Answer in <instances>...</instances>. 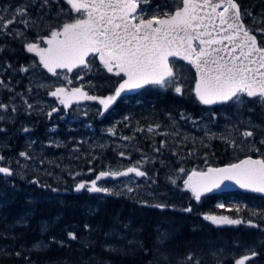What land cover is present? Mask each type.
Instances as JSON below:
<instances>
[{
    "label": "trees",
    "instance_id": "1",
    "mask_svg": "<svg viewBox=\"0 0 264 264\" xmlns=\"http://www.w3.org/2000/svg\"><path fill=\"white\" fill-rule=\"evenodd\" d=\"M235 2L241 10L242 21L247 29H264V0ZM48 3L49 10L44 7L42 12L33 16L34 28L40 35L37 39L49 35L51 29L58 28L66 19L61 9H67L68 6L63 1L48 0ZM26 37L28 39L22 40L21 43L15 40L5 41L8 37L0 39L2 68L9 65L20 70L21 67H29L36 62L24 47L30 38L36 39L35 31L29 29ZM94 67H98L96 59ZM12 72L10 75L7 72L0 74V81L3 82L0 84V104L7 106L6 111L0 109V156L3 157L0 165L13 171L9 177L0 175V264H164L166 261H173L177 255L184 258V264H208L226 257L228 250L233 246L230 241H235L240 246H247L256 241L254 228H250L249 232L232 231L230 228L219 229L197 215H221L224 212L213 205L210 197L196 204L190 193L186 192L182 195L183 200L178 201L173 192L164 188L156 204L164 207H153L149 205L150 199L146 197L144 201L147 203L142 204L136 203V198L132 201V197H100L88 191L74 194L75 185L64 192L71 182L68 176L63 174L65 172L58 168L59 166H50V162L46 161L48 166H45L47 172L44 173L33 165L38 163L37 158H33L30 164L19 159L28 167L26 172L21 174L12 161L28 149V144L23 142L22 130L28 126L32 138L45 141L43 128L49 124L46 123L47 114H43L40 109L26 108V104L34 97L30 94L26 100L23 99V95L34 89L25 82V77L30 78V73H23V81L15 83L11 78L16 76V72ZM96 74L97 72L87 77L97 86L92 92L98 95L109 94L115 85L104 82L103 79L106 78ZM42 77L47 80L44 73ZM4 83L9 89L3 88ZM103 83L106 84L102 86ZM180 84L182 94L179 95L173 88L153 87L144 90L141 103L136 107H129V110H123L121 114L128 113L130 123L139 127L165 125V116H174L179 112L199 117L206 107L198 103L191 87L187 85V80ZM242 99L244 104L237 111L244 114V117L261 122L264 132V106L258 99ZM224 108L231 112L235 105L227 104ZM220 109L214 108L216 113ZM53 122L59 126L54 134L55 139L63 142L64 148L67 147L61 152L65 161L74 171L82 172L79 180L91 181L99 172L114 168L113 164L118 158L116 154L105 158L106 154L101 153L100 148H94L95 152L91 156L83 152H73L77 133L65 130L64 124L57 120ZM94 124L98 125L96 122ZM256 131L260 132L259 129L254 132ZM144 136L146 135L137 136L134 140L140 142L144 140ZM81 138H84V134ZM211 144L217 145L216 150L219 153L223 150L219 142ZM34 147H37V144ZM30 151L31 154L40 152L38 147L37 150ZM52 151L53 149L48 153ZM71 151L75 154H71ZM52 153L60 154L58 151ZM222 163L225 161L222 160ZM162 171L163 168H160L159 176ZM244 197L251 198V195L245 194ZM190 206L193 209L190 213L178 212L179 208L184 210ZM251 216L257 228L264 231V218L260 215L253 218L255 214ZM167 227L171 228L170 235L167 233ZM69 233H74L76 239H70ZM221 244H224L223 247ZM224 247L227 248L225 251ZM156 250L163 258H157ZM234 250L240 257V247ZM211 253L214 254V259ZM189 255L191 260L188 259ZM229 258L231 263H235L233 255ZM163 261L165 262L162 263Z\"/></svg>",
    "mask_w": 264,
    "mask_h": 264
},
{
    "label": "snow or ice",
    "instance_id": "2",
    "mask_svg": "<svg viewBox=\"0 0 264 264\" xmlns=\"http://www.w3.org/2000/svg\"><path fill=\"white\" fill-rule=\"evenodd\" d=\"M149 2L64 0L68 6L67 9H61L65 21L58 28L51 29L49 35L25 43L26 52L38 58V64L34 61L29 67H21L20 71L28 72L42 67L52 77L65 81L64 85L48 92L64 109L73 103L96 101L102 106L98 114L103 116L122 94L145 85L173 88L176 94H182L178 83L179 67L170 59L177 58L195 69L192 92L200 104L231 102L240 106L244 104L242 97L247 96L258 98L264 106V44L258 43L256 35L242 23L235 0H172L171 4L165 6L166 10L155 12L141 7ZM44 4L47 5L48 0H44ZM27 7L18 6L10 19L0 14V31L6 32L10 25L16 23L28 27V19L18 21L16 18L25 17ZM15 31L17 36L23 35L20 29ZM260 31L264 33V29ZM41 42L46 47L41 46ZM96 58L107 73L118 78L113 82L115 87L112 93L103 98L90 95L83 85L68 87L73 85V80L62 75L63 72L73 73L74 69H81L77 79L83 80L88 72L93 71V60ZM28 107L32 105L28 104ZM0 109L6 111L7 106L0 104ZM56 111L58 109L53 107L47 115L51 117ZM148 130L153 131L152 128ZM109 134H114V129H109ZM242 136L247 140L254 136V132L244 131ZM227 142L233 147L237 146L235 141ZM260 142L264 143V140ZM253 147L250 145V148ZM255 151L259 152V149ZM120 155L124 156V153ZM20 156L28 158L24 152ZM0 160H3L2 156ZM179 173L185 174V169L180 168ZM0 174L10 176L12 172L0 166ZM130 174L135 177L146 176V172L134 166L125 170L101 171L90 182L78 183L74 190L79 192L86 189L89 193L112 195V191L99 186L98 181L109 177H128ZM186 175L182 190L190 192L198 203L202 196L220 189L226 181L240 189L264 194V158L253 159L249 156L225 167H207L206 171L193 169ZM169 179L172 184H176L175 178ZM127 191L132 192L133 188L127 187ZM217 207L224 208L225 205L221 203ZM192 210L191 206L184 209L187 212ZM203 219L215 226L243 222L238 218L215 214H204ZM247 223L257 227L252 221ZM68 235L70 239H76L74 233ZM256 255L251 250L250 254L236 259L235 264H246ZM188 259H192L191 255Z\"/></svg>",
    "mask_w": 264,
    "mask_h": 264
},
{
    "label": "rangeland",
    "instance_id": "3",
    "mask_svg": "<svg viewBox=\"0 0 264 264\" xmlns=\"http://www.w3.org/2000/svg\"><path fill=\"white\" fill-rule=\"evenodd\" d=\"M171 3L172 0H150V2L148 4H144L142 8L150 9L152 12L158 10L163 11L166 10L165 6ZM48 4L45 5L44 0H0V10H7L0 11V14H3L9 19L15 14V9L18 6L22 7L24 5H28L27 15L25 17L17 16L16 18L18 21L22 19L29 20L28 27H25L23 23H16L10 25L6 32L0 31V39L3 40L4 37H8V40L5 41L9 42L10 40H15L17 43H21L22 40L28 39L26 37V32L31 29L35 31L36 39L30 38L28 42H35L39 40V38L37 39L39 34L34 28L35 21L33 16L34 14L42 12L44 7L49 10L50 6ZM157 6L160 7L157 8ZM172 10L174 11V9ZM16 29H20V31L23 32V35L17 36V32L15 31ZM249 30L251 33L256 35L260 44H264V33L258 30ZM41 46L45 47L42 42ZM36 63L38 64V58ZM174 64L179 67L178 76L182 75L186 80L192 78L195 84L194 71L191 67L187 66L188 64L183 62H174ZM10 68L11 67L9 65H6L5 68L0 66V74L7 72L10 75V73L14 70L16 72V76L20 77L18 78L14 76L11 78L15 83L23 81V73H30L31 75L30 78H28L29 76L25 77V82L30 85V87L32 86L34 88L29 93L23 95L24 100L30 97V94L34 95L33 100H30L26 104L27 109H40L43 114H47L53 107L58 109V111L54 112L51 117L47 115L46 123L49 125L43 128L45 135L51 139L47 143L36 141L31 137L29 128H27L28 126H25L28 131L25 132L24 128L21 134L23 142L28 144V149L24 150V153L27 154L28 158L26 159L20 156L19 158H14L12 162L21 174L25 173L28 168L24 165V163L30 164L33 158H37L38 162L33 165L38 167L44 173L47 172V168H45L47 165L46 161L50 162V166L52 167L59 166L58 168H61L62 171L65 172L63 174H66L68 179L71 180L70 186L67 185L64 192L67 191V189L70 190L74 188V185L76 186L79 182V178L82 176V172L74 171L65 161L61 152L67 147L64 148L65 144L58 139H55L54 134L59 129V126L53 122L55 120L63 123L65 130L77 133L74 138L75 146L73 147H75V149L73 152H83L91 156V154L95 152L93 151L94 148H100V152L106 154L105 158L112 154H116V157H118L117 161L113 164L114 168L111 167L109 170H125L128 167L134 166L146 172L145 177H135L133 175L116 182L102 181L98 185L109 188L113 194L107 196H111L113 198L132 197V201L133 198H136V203L140 202L142 204H146L147 202L144 201V197H146L150 199L148 202L150 206L157 204V200L160 199L161 192L164 188L173 192L178 201L183 200L182 195L188 192L182 190L183 180L187 178V173L191 172L193 169L197 170L200 167V164H198V159L201 158L200 150L205 148L211 150L212 145L208 144H211L212 142H219V145H222L223 147V150L219 155L221 156L223 153L230 154L237 151L236 147H232V149H230L232 145L227 142L231 141L228 140L229 137L239 138V142H247L251 140H245L242 136V132H254L256 129L263 132L261 122L258 123L257 121H254L253 118L244 117V114H241V112L238 111L230 112L229 109L226 108H222L218 113H216L212 106H207L206 110L199 117H192L190 114L185 112H179L174 116H165V125H146L144 127L132 125L129 118L125 119V117L128 116V113L121 114L119 108H116L109 114V116L100 120L98 111H101L102 106L99 103L94 101H81L78 104H71L68 109H64L54 97L48 95V92L50 90H54L56 86H62L65 84L63 79L47 76L45 77L47 80H44L42 77L44 73L42 67L28 72H21L20 70ZM96 71V75H100L102 78L107 77L102 66L98 65V67L92 72ZM78 73H80V71L75 74H69L66 72L62 73V75H66L68 78L73 80V85H69L68 87L83 85L84 90L88 92L90 90H96V84H93L92 81L85 78V76L83 80L77 79ZM86 75H90V73H87ZM103 80L106 83H111L112 81L111 79ZM182 80L183 78H179L178 83L180 84ZM106 83H103L102 86ZM2 86L4 89H9V86L6 83ZM137 103L138 101H136L135 104H131L128 99L121 102L124 106L131 105L132 107H134ZM28 104H31L32 107L29 108ZM240 106L236 107L239 108ZM5 115H8V113H5ZM0 118L2 117L0 116ZM97 120L99 121V124L96 126L94 123ZM149 128H152L153 131H149ZM109 129H114V134H109ZM83 134L84 138H81ZM144 134L146 135L142 137L144 140L140 142L134 140L137 136H142ZM124 137H127L128 139H124ZM162 143L163 147H161ZM36 144L40 152L36 151L31 154V149L37 150V147H34ZM248 144L249 147L247 149L239 146V150L242 153H253L261 158H264V150L259 149L255 145L253 148H250V145L253 144ZM79 146H82L84 149ZM52 149L53 151L60 152V154H54L52 153L53 151L48 153L49 150ZM255 149H259V152L255 151ZM73 152L71 151V154L74 155L75 153ZM217 152L219 153V151ZM120 153H124V156H121ZM19 159L25 160L24 163H21L22 161ZM201 159L203 160L204 166H211L209 163L215 161L211 155L202 157ZM107 162L109 161L107 160ZM43 163L46 164L44 165ZM160 168H163V171L159 176L158 171ZM180 168L185 169V174L179 173ZM40 173L43 174L42 172ZM77 173H79V175H76ZM169 177L176 179L177 182L175 185L171 183ZM65 179L66 178H64V180ZM127 187H132L133 191L128 192ZM252 206H261L262 211L258 210L256 212L264 215V202L255 200L252 203ZM239 209H242V207ZM179 210H182V208H179ZM158 241L159 240L157 239V242ZM156 252L157 258H163L162 255L159 254L160 252H158V250H156ZM239 253L241 254L239 259L246 254H250L242 251ZM211 257L214 259L213 253H211ZM252 259L246 261V264H258L257 261L254 262ZM156 264H159V262Z\"/></svg>",
    "mask_w": 264,
    "mask_h": 264
},
{
    "label": "flooded vegetation",
    "instance_id": "4",
    "mask_svg": "<svg viewBox=\"0 0 264 264\" xmlns=\"http://www.w3.org/2000/svg\"><path fill=\"white\" fill-rule=\"evenodd\" d=\"M228 140L235 141V143L237 145L236 146L237 151H234L233 153H230V154L223 153L221 156H219L220 153H218L216 150L217 145L211 144L212 145L211 150H209L207 148H206L207 150L206 149L200 150L201 158L206 157L208 155H211L216 162L214 161L212 163H209L211 166H204L203 160L201 158H199L198 164H200V167L197 170H205L207 167H219V166L228 165L230 163H236L239 160L247 158L249 156L252 158H261L260 156L253 154V153H242L239 150V146L244 148V149H247L249 147L248 143H252L253 145L257 146L259 149L264 150V143L260 142L261 140H264V132H261V131L260 132H254V136L247 139V140H251V141H247V142H239V138H235V137H229ZM232 147L233 146H231V148L230 147L229 148L232 149ZM222 160H224L225 163H222ZM83 191H87V190L84 189ZM245 194H250V193H241V192L219 193V194H215V195L205 196L201 199V201H202L203 199L210 197L209 200L212 201L214 203L213 205L216 207L218 204H221V203L224 204L225 205V207L223 208L224 212L221 215L229 216L230 218H238V219H241L243 221L241 224H238V225H222V226H216L217 228H219V229L230 228L232 231L241 230L242 232H247V231L249 232L250 228H254V231L257 235L256 241L251 242L247 246H240L239 243H236L235 241H230L233 246H232L231 250H228L226 257L222 260H218V259L216 261L214 260L212 262H209L208 264H225V262H229V264H235V263H233V262L231 263L229 261L230 260L229 256L232 257V255H233V257L235 259H239V256L236 255L237 251L234 250L236 247H238V249L240 247L239 252L242 251L245 253L246 252L250 253L251 250H254L257 253V255L252 259V261H254V262L257 261L258 264H264V234H263L264 231L262 229L257 228V227H252V226H250V224L247 223V221H252L253 223H256L254 220H252V216H251L254 214H255V216H253V218L258 216V215H260V217L264 218L263 214L256 212L258 210L262 211L261 206H252V203L255 200L264 202V197H261V196L255 195V194H251V195H253V196H251L252 198H248V197H244ZM97 195H99L100 197H105L101 194H97ZM240 207H242V209H240V211L237 212L236 209L240 208ZM228 209H231V210H228ZM178 212L180 214H183L184 211L179 210ZM185 213H190V212L185 211ZM205 214H207V213H205ZM197 215H200L201 217H203L204 214L198 213ZM213 226H215V225H213ZM164 231H166V229ZM170 231H171V228L167 227V233L169 232V235H170ZM169 235H167V237ZM223 245L224 244H221L220 246L223 247ZM251 248H253V249H251ZM226 249L227 248L224 247L223 251H225ZM196 257H198V256H196ZM173 259H172L173 261H166V263H164L165 261H163L162 263H164V264H184L185 263L184 258L179 256V255L175 256Z\"/></svg>",
    "mask_w": 264,
    "mask_h": 264
},
{
    "label": "water",
    "instance_id": "5",
    "mask_svg": "<svg viewBox=\"0 0 264 264\" xmlns=\"http://www.w3.org/2000/svg\"><path fill=\"white\" fill-rule=\"evenodd\" d=\"M61 1H63L64 2V0H61ZM220 10H222V9H220ZM45 47H46V45H45ZM171 60H173V59H177V58H170ZM177 60H179V59H177ZM179 61H181V62H183V63H185V64H187L185 61H182V60H179ZM189 65V64H188ZM190 67H191V65H189ZM43 69V68H42ZM191 69L194 71V74H195V69H193L192 67H191ZM44 70V69H43ZM75 70V69H74ZM45 72H46V70H44ZM58 71H60V70H58ZM47 73V72H46ZM48 74V73H47ZM50 75V74H49ZM150 86H153V85H145L144 87H142V88H140V89H135V90H132V91H129V92H127V93H124V94H122V97L123 96H126V95H134V94H136L137 92H139V91H141V90H143V89H145V88H147V87H150ZM121 97V98H122ZM101 98H103V97H101ZM248 98V97H247ZM120 99V98H119ZM118 99V100H119ZM117 100V101H118ZM117 101L109 108V110L111 109V108H113L114 106H115V104L117 103ZM94 102H96V101H94ZM98 103V102H97ZM200 105H202V104H200ZM218 105H223V104H216V105H202V106H204V107H206L207 108V106H209V107H214V106H218ZM108 110V111H109ZM100 117H102V116H100ZM253 159H256V158H253ZM223 167H225V166H223ZM1 176H6V175H4V174H0ZM98 175V174H97ZM131 175V174H130ZM129 175V176H130ZM119 178H122V177H118V178H116V179H112L111 177H109V178H106V179H102L101 181H107V180H118ZM98 182H100V181H98ZM232 191H240V192H244V193H250V194H255V195H258V196H263L264 197V194H260V193H253V192H249V191H246V190H243V189H240V188H238L235 184H233V183H231V182H229V181H226L225 182V184L224 185H222L221 186V188L220 189H217V190H215V191H213V192H211V193H207V194H212V193H217V192H232ZM81 191H79V192H76L75 190H74V193L75 194H78V193H80ZM207 194H205V195H207ZM204 195V196H205ZM195 201V200H194ZM196 202V201H195Z\"/></svg>",
    "mask_w": 264,
    "mask_h": 264
},
{
    "label": "bare ground",
    "instance_id": "6",
    "mask_svg": "<svg viewBox=\"0 0 264 264\" xmlns=\"http://www.w3.org/2000/svg\"><path fill=\"white\" fill-rule=\"evenodd\" d=\"M11 172H13V171H11ZM3 177V176H2ZM259 239V238H258Z\"/></svg>",
    "mask_w": 264,
    "mask_h": 264
}]
</instances>
